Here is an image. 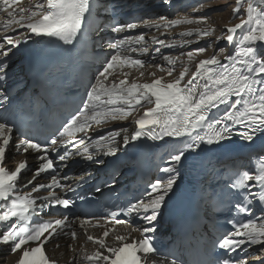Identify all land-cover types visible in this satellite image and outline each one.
Returning <instances> with one entry per match:
<instances>
[{
  "label": "snow or ice",
  "instance_id": "obj_1",
  "mask_svg": "<svg viewBox=\"0 0 264 264\" xmlns=\"http://www.w3.org/2000/svg\"><path fill=\"white\" fill-rule=\"evenodd\" d=\"M173 2L162 0L159 6L172 7ZM110 3L115 12L113 0H36L27 7L20 0H0V13L5 14L0 19V249L8 250L0 264L7 255L15 257L14 264H58L47 255V245L58 237L71 241V264H264V151L254 154L256 167L234 171L223 182L215 179L222 169L211 161L200 166L206 182L215 179V185L207 183L201 190V200L232 213L228 227L212 240L211 259L198 242L185 255L161 245L156 235L162 209L175 193L189 155L222 149L234 137L249 146L264 139V0H232L223 8L199 0L192 13L177 18H110L93 26V18L108 13ZM205 4L220 11L230 7V19L239 22L220 26L216 35ZM183 25L197 26L173 34ZM89 31L95 37L107 35L104 46L109 51L102 67L85 84L76 107L41 138L31 128L45 123L51 108L35 92L17 102L12 89L24 81L9 72L14 57L41 40L75 46ZM201 41L202 46L191 48ZM164 49L181 51L172 55ZM209 49L211 54L205 55ZM156 57L164 63H155ZM146 66L164 75L149 73L150 82L129 80L125 69H136L142 78ZM42 87L53 106L59 103L54 76ZM126 121L134 130L113 127ZM145 139L168 145L158 168L162 175L139 195L106 206L104 214H80L78 209L113 189L115 179L85 192L92 172H69V163L79 158L104 166L106 157L117 158ZM17 155L23 159L16 160ZM114 195L119 199L120 194ZM135 220L142 223L135 225ZM117 225L130 227L122 233ZM179 227L187 233L191 226ZM97 229L101 231L94 234Z\"/></svg>",
  "mask_w": 264,
  "mask_h": 264
},
{
  "label": "bare ground",
  "instance_id": "obj_2",
  "mask_svg": "<svg viewBox=\"0 0 264 264\" xmlns=\"http://www.w3.org/2000/svg\"><path fill=\"white\" fill-rule=\"evenodd\" d=\"M129 1L132 2L134 7L137 9H140V8L144 9L145 8L141 14L143 16H146V17L147 16L155 17L158 14L170 16L169 10H171L172 12H176V15H174L172 18H176L178 16L191 13L193 8L199 4V0H193V1L192 0H174L172 7H168L167 3H165L163 7H160L159 5L161 4L162 1H160L156 4L153 3V0H129ZM142 9H140V10H142ZM186 26L187 25L176 27L175 29H173V34H175L176 32L179 33V31H184V29L181 30V28L186 27ZM201 27H203V26H201ZM151 34H153V33L152 32L148 33V35H151ZM202 45H200V46H202ZM162 51L165 52V54L177 55L181 51V49H175V50L164 49ZM167 52H169V53H167ZM201 58H203V57H201ZM155 61H156V63H164L160 57H156ZM177 68H179V66H177ZM142 71H144V73H145L144 77L140 78L138 75L139 72L133 71V72H130L129 80L134 79V78H138V82H150L152 77L149 75V73L156 72L158 76L164 75V73L158 72L155 67H146V68L142 69ZM115 123H116V125L130 127V131L133 129V126H131L128 121H126V122H115ZM121 126H119V127H121ZM22 158H23V156H20V155L16 156V160H20ZM29 160L30 159L28 158V161ZM60 250L64 251L65 259H66V257H71L73 255L72 252H69L68 250H66V247H62L58 251H60ZM55 252H57V251H54V253ZM14 260H15V257L6 256L5 264H14Z\"/></svg>",
  "mask_w": 264,
  "mask_h": 264
},
{
  "label": "rangeland",
  "instance_id": "obj_3",
  "mask_svg": "<svg viewBox=\"0 0 264 264\" xmlns=\"http://www.w3.org/2000/svg\"><path fill=\"white\" fill-rule=\"evenodd\" d=\"M211 4L215 5L216 8H223V6L225 4H232V0H211ZM216 8L208 9V5L205 4V9H208L210 11V13H211L210 14V18L208 20V25L211 26V27L216 28V35H219L220 34V26H222V25H224L226 23H229V22L232 23V24L238 23L239 19H230V17H229V12L231 11L230 7L228 9H226V10H223V11L216 10ZM192 12H193V10H192ZM181 16H184V15H181ZM196 26L197 25H187L186 27L181 28V30L184 29V31H186L189 28H195ZM200 26H203V25H200ZM179 32H181V31H179ZM205 40H207V39L205 38ZM202 42L203 41H201L200 45H202L205 41L203 43ZM224 43H225L224 41H221L220 42V46L223 47ZM200 45L192 44L191 48H196L197 46H200ZM211 51H212V49H209L208 52L205 55H210ZM167 53H169V52H167ZM177 71H179V68H177Z\"/></svg>",
  "mask_w": 264,
  "mask_h": 264
}]
</instances>
